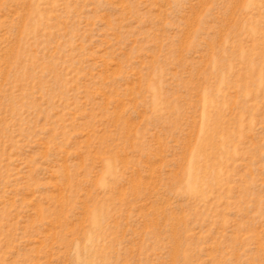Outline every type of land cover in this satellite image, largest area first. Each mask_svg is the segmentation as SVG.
Here are the masks:
<instances>
[{"label":"rangeland","instance_id":"1","mask_svg":"<svg viewBox=\"0 0 264 264\" xmlns=\"http://www.w3.org/2000/svg\"><path fill=\"white\" fill-rule=\"evenodd\" d=\"M0 264H264V0H0Z\"/></svg>","mask_w":264,"mask_h":264},{"label":"bare ground","instance_id":"2","mask_svg":"<svg viewBox=\"0 0 264 264\" xmlns=\"http://www.w3.org/2000/svg\"><path fill=\"white\" fill-rule=\"evenodd\" d=\"M256 1V0H255ZM37 12V11H36ZM33 13V12H32ZM224 85V84H223ZM261 85V84H260ZM208 95H210V94H208ZM204 96H205V94H204ZM153 97H155V96H153ZM208 98V97H207ZM216 113V112H215ZM202 139H203V141L202 142H204L205 140L204 139H206V135H205V133H203V136H202ZM209 141H211V142H213L212 141V139L210 138V140ZM189 173V172H188Z\"/></svg>","mask_w":264,"mask_h":264}]
</instances>
